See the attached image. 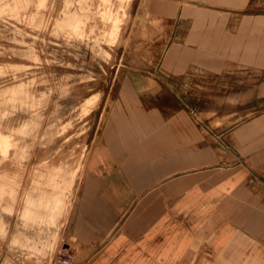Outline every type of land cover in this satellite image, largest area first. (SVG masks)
<instances>
[{"label":"rangeland","instance_id":"rangeland-1","mask_svg":"<svg viewBox=\"0 0 264 264\" xmlns=\"http://www.w3.org/2000/svg\"><path fill=\"white\" fill-rule=\"evenodd\" d=\"M173 5L0 0V264L80 263V182L102 163L108 136L124 135L146 106H162L164 118L183 112L204 134L264 113V60L251 77L212 26L213 60H194L188 30L202 29L172 28Z\"/></svg>","mask_w":264,"mask_h":264},{"label":"crops","instance_id":"crops-1","mask_svg":"<svg viewBox=\"0 0 264 264\" xmlns=\"http://www.w3.org/2000/svg\"><path fill=\"white\" fill-rule=\"evenodd\" d=\"M171 1L172 28L202 29L188 30L194 60H213L207 27H218L223 53L231 43L233 64L249 61L245 73L257 76L264 0ZM170 54V63L179 60ZM235 69L229 79L242 73ZM259 86L256 79L250 91ZM146 109L124 135L108 136L102 163L94 159L80 182L78 264H264V113L204 134L183 112L164 118L162 106Z\"/></svg>","mask_w":264,"mask_h":264}]
</instances>
